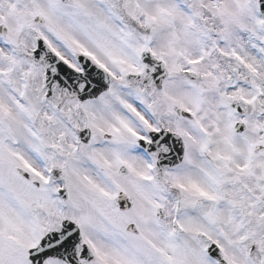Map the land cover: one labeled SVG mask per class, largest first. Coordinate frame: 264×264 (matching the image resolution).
Listing matches in <instances>:
<instances>
[{"label":"snow or ice","instance_id":"snow-or-ice-1","mask_svg":"<svg viewBox=\"0 0 264 264\" xmlns=\"http://www.w3.org/2000/svg\"><path fill=\"white\" fill-rule=\"evenodd\" d=\"M0 264H264V0H0Z\"/></svg>","mask_w":264,"mask_h":264}]
</instances>
